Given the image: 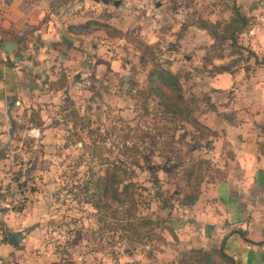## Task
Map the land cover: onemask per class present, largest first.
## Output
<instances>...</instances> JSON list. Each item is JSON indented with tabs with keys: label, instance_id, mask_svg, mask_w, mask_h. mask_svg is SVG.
<instances>
[{
	"label": "rangeland",
	"instance_id": "1",
	"mask_svg": "<svg viewBox=\"0 0 264 264\" xmlns=\"http://www.w3.org/2000/svg\"><path fill=\"white\" fill-rule=\"evenodd\" d=\"M45 1L58 34L70 44L52 46V65L44 67L53 77L46 88L54 97L42 103L44 124H35L37 135L22 125L28 134L16 133L5 144L8 156L4 164L0 161V264H66L68 259L76 264H179L190 249L217 246L186 239L182 229L172 230L171 222L194 221L191 215L201 191L230 172L229 146L222 140L213 145L215 136L207 145V136L186 122L171 120L154 97L144 94L150 65H139L134 41L148 45L156 60L178 73L192 116L201 118L203 112L214 111L209 93L216 66H226V73L264 67L254 49L259 32H264V0ZM232 4L249 23L234 45L228 39L220 43L200 27L201 22L219 23L220 34ZM86 21L105 24L108 32H69V25ZM26 38L19 41L20 51ZM223 90L214 97L222 100L221 113L227 117L233 95L229 87ZM197 160L198 197L185 204L190 187L183 175ZM107 161L121 164L134 182L133 216L151 221L141 229L147 232L141 242L131 243L121 229H106L91 206V195L97 196L92 184ZM23 224L31 226L23 227L31 235L12 243L10 235Z\"/></svg>",
	"mask_w": 264,
	"mask_h": 264
},
{
	"label": "crops",
	"instance_id": "2",
	"mask_svg": "<svg viewBox=\"0 0 264 264\" xmlns=\"http://www.w3.org/2000/svg\"><path fill=\"white\" fill-rule=\"evenodd\" d=\"M47 2L0 0V161L3 164L8 156L5 144L13 142L16 133L28 134L20 126H29L30 130L38 129L35 124H44L42 103L54 97L52 90L46 88L53 77L47 75L44 67L52 65L48 59L55 53L53 44L59 41L70 44L58 34V24H53V11L45 6ZM25 36L26 45L20 51L19 41ZM258 38L255 55L262 57L259 60L264 64V32H259ZM7 41L13 43L11 52L1 49ZM210 79L213 91L209 95L214 111L203 112L197 119L216 132L213 145L220 140L228 144L232 159L227 161L226 168L230 172L201 191L191 215L195 223L177 220L171 222V228L182 229L186 239L196 242L219 243L226 236L223 250L237 264H264V154L257 148L264 141V134L257 127L264 126V67L218 73ZM226 86L233 95L227 105L230 111L227 117L221 113V108H225L222 100L217 102L214 97ZM23 225L14 234L24 240L32 230L25 231L27 228L23 227L29 224Z\"/></svg>",
	"mask_w": 264,
	"mask_h": 264
},
{
	"label": "trees",
	"instance_id": "3",
	"mask_svg": "<svg viewBox=\"0 0 264 264\" xmlns=\"http://www.w3.org/2000/svg\"><path fill=\"white\" fill-rule=\"evenodd\" d=\"M248 18L244 16L237 6L232 4L231 17L221 24V33L217 32L216 24L200 23V27L207 30L213 39L219 40L220 43L225 39L230 40L234 45L237 34L243 32L248 27ZM109 26L95 21H86L77 26L69 25V32L77 31L78 33H87L91 30H105L108 32ZM135 47L140 51L138 63L145 66L149 63L150 67L146 74V84L144 94L152 96L157 100V104L162 108L164 115H168L171 120L186 122L194 130H197L201 137L207 136L206 143L210 145L209 137H214L216 132L202 124L191 114V108L183 97L182 86L179 81L178 73L171 72L160 61L152 56L148 45L139 40L134 41ZM57 45V43L53 44ZM216 73L228 72L226 66H216ZM49 83V82H48ZM264 134V126L260 125ZM260 153L264 154V141L257 144ZM129 146H125L128 149ZM201 160L191 164L188 171L183 175L185 184L190 187V192L186 196L185 204H192L196 201L199 193L200 183V166ZM103 174L98 176L92 184L97 191L91 195V206L99 214L98 220L103 222L106 229L125 231V236L133 242H141L145 237L141 230L151 223L145 218H137L132 214L135 205L134 182L130 180L128 171L119 163L107 161ZM96 194V192H95ZM102 213V214H101ZM18 234L10 235V240L15 243ZM226 236H223L217 246L207 251L201 249H190L188 254L179 259V264H237L235 259L226 254L223 250ZM66 264H76L73 260L68 259Z\"/></svg>",
	"mask_w": 264,
	"mask_h": 264
},
{
	"label": "water",
	"instance_id": "4",
	"mask_svg": "<svg viewBox=\"0 0 264 264\" xmlns=\"http://www.w3.org/2000/svg\"><path fill=\"white\" fill-rule=\"evenodd\" d=\"M101 1L103 2V0H101ZM104 1L106 2V0H104ZM12 47H13V43L11 41H7V42H4V44H2L1 49L4 52H11L12 51Z\"/></svg>",
	"mask_w": 264,
	"mask_h": 264
},
{
	"label": "built area",
	"instance_id": "5",
	"mask_svg": "<svg viewBox=\"0 0 264 264\" xmlns=\"http://www.w3.org/2000/svg\"><path fill=\"white\" fill-rule=\"evenodd\" d=\"M30 132L33 134V136H36L38 130L37 129H30Z\"/></svg>",
	"mask_w": 264,
	"mask_h": 264
}]
</instances>
